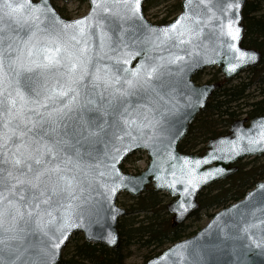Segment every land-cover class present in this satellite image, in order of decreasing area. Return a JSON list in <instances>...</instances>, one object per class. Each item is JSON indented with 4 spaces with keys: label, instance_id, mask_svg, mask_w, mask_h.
Returning a JSON list of instances; mask_svg holds the SVG:
<instances>
[{
    "label": "snow or ice",
    "instance_id": "6c2138e0",
    "mask_svg": "<svg viewBox=\"0 0 264 264\" xmlns=\"http://www.w3.org/2000/svg\"><path fill=\"white\" fill-rule=\"evenodd\" d=\"M141 4L142 0H93L91 17L68 22L46 2L36 5L31 0H0V20L6 16L28 29L25 36L9 33L6 37L0 27V264H17L18 261L20 264H52V257L69 231L78 226L79 217L73 218L77 207L74 193L81 180L76 173L87 176L92 170L93 165L86 157L97 151L98 138L104 134L107 125L106 120L97 124L98 117L90 116V113L115 117L112 128L116 130L123 121L129 128L141 131L151 127L155 132L160 121L150 120L147 116L137 120L129 112L127 98L151 90L164 99L157 88L169 86L165 95L170 97L169 103L175 100L171 93L177 82L161 81L165 72L171 73V69L164 67L163 57L149 63L141 60L135 69L121 66L117 69L121 75H116L108 65H103L106 71H102L98 62L92 66L89 30L98 20L99 10L116 14L117 9H123L121 18L139 21V27L154 37L153 46L157 41L164 44L172 39L184 43L181 38L191 32L187 14L168 27H149L143 22ZM216 7L221 12L238 9L239 0ZM208 12L212 13V8ZM213 18L214 14L208 17L209 20ZM225 19L226 24L217 25L220 34L230 37L231 41L238 40L239 26L232 17ZM62 37L76 43H69ZM105 37L106 33H101L102 49ZM120 43L124 44L123 41ZM124 48H127L126 44ZM229 48L239 53L238 63L245 62V57L249 56L234 43H230ZM131 55L128 52L126 58L117 56L116 59H122L123 65H128ZM182 59L176 55L167 63L175 64ZM236 67V64H230L232 70ZM202 97V91L192 89L186 102L195 106L202 102ZM261 127L264 129V125ZM168 131L162 129L160 134ZM126 134L131 135V132ZM248 143L249 147L243 151L254 150L253 146L264 148V131L257 139L249 138ZM122 150H128L127 146L125 149L113 148L111 162L117 160ZM195 163L198 165L199 161ZM112 167L114 169V163ZM193 173L194 169L187 174L186 183L190 188L184 189L189 196L200 183ZM208 175L205 173L201 179H207ZM102 186L107 194L115 193L118 187L115 184ZM56 209H60L59 217L53 215ZM241 219L243 223L237 225L239 230L251 238L255 229L259 238L253 243L257 247L264 246V208L260 216L253 211L247 219ZM33 231L41 232L47 242L26 246L9 243L24 241L26 234ZM28 248L36 251L21 260ZM6 255L13 259H6Z\"/></svg>",
    "mask_w": 264,
    "mask_h": 264
},
{
    "label": "water",
    "instance_id": "95a60500",
    "mask_svg": "<svg viewBox=\"0 0 264 264\" xmlns=\"http://www.w3.org/2000/svg\"><path fill=\"white\" fill-rule=\"evenodd\" d=\"M149 1L142 0L141 4L143 22L149 27H168L179 17L187 14L191 32L185 33L181 38L184 43L172 39L164 44L157 41L156 46H153L154 37L144 28L139 27V21L121 18L123 9H117L116 14L99 10L98 20L89 30L88 43L92 66L94 67L98 62L102 71H106L103 65H108L116 75H121L117 71L121 66L135 69L141 60L149 63L163 57L164 67L171 69V73L165 72L161 81L177 82L175 91L171 93L175 100L168 102L170 97L165 94L168 93L169 86L157 88V92L164 95V99L151 90L140 91L137 95L127 98L129 112L137 120L147 116L150 120L155 118L160 121L155 132L151 127L143 128L141 131L135 127L129 128L123 121L119 122V130H116L112 128L115 117L104 116L103 113L97 112L89 114L98 117L97 124H103L106 120L107 125L104 127V134L98 138L99 142L95 146L97 151L92 156L86 157L93 165L92 170L87 176L76 173L77 178L81 180V184L74 193L77 196L74 201L77 207L73 218L79 217L78 226L69 231L57 254L52 257V264L61 263L63 251L75 234H81L88 243L100 244L111 250L119 249L121 246L119 221L129 214L127 208L118 204L122 194L139 198L149 186L157 192L166 193L173 199L167 205V210L173 216V226H178L187 222L200 209L198 198L205 189L237 173L240 161L264 156V148L261 147L253 146L254 150L251 151L242 150L249 147V138L257 139L264 131L261 127L264 125V115L252 119L235 120L230 125L229 133L209 140L202 154H188L180 151V144L187 137L190 126L198 115L205 111L213 94L223 86L224 82L238 77L250 68L258 67L262 61L263 56L259 50L248 48L243 43L245 39L244 9L247 0H239L238 9H225L223 12L216 5L220 4L223 7L229 2L234 3L235 0H210V2L209 0H182L181 12L167 24H155L146 17L144 8ZM31 2L36 5L46 2L60 18L68 22L91 17L94 9L93 0H88L89 11L85 16L67 19L54 7L52 0H31ZM209 8H212V13L208 12ZM213 14L214 18L209 20L208 17ZM226 17H232L240 28L239 39L236 41H231L230 37L220 34L217 25L226 24ZM0 27L6 37L9 33L25 36L28 32L26 26L21 27L6 16L0 20ZM101 33H106L103 49ZM62 39L69 40L72 44L76 43L67 37ZM120 41H123L127 48H124V44ZM7 43L8 41L5 40V44ZM230 43H234L241 51L249 54L245 57V62L238 63L239 53L229 48ZM128 52L132 54L130 63L123 65V60L118 61L116 57L126 58L125 54ZM176 55L183 59L175 64L167 63ZM252 56L255 58L251 59ZM230 64L237 65L235 70L230 68ZM215 67L220 69L224 81L200 85L195 82L194 77L198 73ZM178 69L182 70L178 71ZM161 81H155V83L159 84ZM192 89L203 92L202 102L195 106H190L186 102ZM162 129L169 131L160 134ZM113 132H115L114 136ZM128 132H131V135L126 134ZM126 146L128 150L120 151L117 160L111 162L113 148L125 149ZM138 152H145L149 158L146 169L139 174L125 172L124 163ZM196 161H199L198 165ZM193 169V175L200 183L196 189H190L192 194L189 196L184 189L190 188L186 179L187 174ZM101 172L106 174L99 175ZM173 173H175L174 176ZM205 173L209 174L208 178L201 179ZM121 178H123L122 183ZM103 184L109 187L113 184L118 185L117 191L107 194ZM261 185H264V181L258 182L238 202L216 212L207 225L195 235L172 244L144 264H264V246L257 247L253 243L254 239L259 238L255 235L256 230H252L254 234L250 238L237 227L243 223L241 217L247 219L248 214L253 211L256 216L261 215V209L264 208V199H262L264 188H261ZM181 204H184L183 208ZM60 214V209L53 212L56 217ZM46 242L47 237L39 231H33L26 234L24 241L9 243H20L26 246ZM34 251L36 249L28 248L21 260L29 258V253ZM6 259H13V257L6 255ZM17 264L20 262L18 261Z\"/></svg>",
    "mask_w": 264,
    "mask_h": 264
},
{
    "label": "trees",
    "instance_id": "16d2710c",
    "mask_svg": "<svg viewBox=\"0 0 264 264\" xmlns=\"http://www.w3.org/2000/svg\"><path fill=\"white\" fill-rule=\"evenodd\" d=\"M75 0H64L70 3ZM85 3L88 0H78ZM170 1V0H167ZM54 7L66 17L64 8L53 1ZM167 16L157 21L164 24L170 16L181 11V0H174L168 5ZM149 6L145 7L148 13ZM245 39L244 45L254 48L262 53V61L258 67L245 71L247 78L241 75L231 81L225 82L211 97L205 111L199 114L190 126L188 136L180 144V151L188 154H202L209 140L228 134L230 125L241 116L246 115L252 119L264 115V0H247L244 9ZM220 72V71H218ZM198 75L194 80L198 83ZM241 79L240 81H237ZM216 78L208 82L215 81ZM236 81V82H235ZM239 171L227 180L217 182L205 189L199 196L200 209L191 216L190 224L173 226L172 215L167 210L166 194L148 187L139 198H132L129 214L119 221L121 246L111 250L100 244L85 241L83 236L77 234L63 252L60 264H125L124 249L133 245L150 249L156 252L148 255L145 262L157 256L167 246L194 235L191 229L196 223L209 219L221 208L241 200L245 194L264 180V157L241 161ZM125 172H129L126 165ZM70 246L73 247L70 253ZM144 262V263H145Z\"/></svg>",
    "mask_w": 264,
    "mask_h": 264
},
{
    "label": "rangeland",
    "instance_id": "374dc122",
    "mask_svg": "<svg viewBox=\"0 0 264 264\" xmlns=\"http://www.w3.org/2000/svg\"><path fill=\"white\" fill-rule=\"evenodd\" d=\"M52 1H55L60 7H63L64 12L67 14V16L70 19H75V18L85 16L89 11L88 1L85 3H81L78 0H75V1L67 3V4L64 3V0H52ZM172 1H174V0H170V1L152 0L151 2H149L147 4L149 6V10H148V13L146 12L149 20L156 23L157 21L161 20L163 17L167 16V10L169 11L168 5ZM175 17H176V14L173 16H170L167 19V22H170ZM218 71H219L218 68H213V69H207V70L201 72L198 76V84L208 83V81L212 80L213 78H216V81L222 80V78H223L222 74ZM241 77H242V79H246L247 73H245V72L242 73ZM240 80L241 79H238L237 81H240ZM242 117H246V116L244 115ZM246 160H250V159L248 158ZM148 162H149V158H148L146 153H137V154L131 156L128 159V161L125 163V165L129 169V173L137 174V173H140L146 169ZM170 201H171V198L168 197L167 198V204ZM118 202H119L120 206L125 207V208H129L130 203H132L133 201L131 200V196H129L128 194H122L119 197ZM202 218H203V220L200 221L199 223H196L195 226L191 229V231L193 233H195L198 230L205 227L210 220L205 215L202 216ZM192 222H193V219L188 220L186 222V224L188 225ZM79 235H81V234H79ZM75 237H77V236L74 235L70 241V243H72V245L74 244L73 240ZM69 248H70V253H71L73 250V247L70 246ZM124 252H125V256H126L125 264H144L145 258L148 255H153L158 251H156L154 253V252H150V249L142 248L139 245H133L131 247L125 248Z\"/></svg>",
    "mask_w": 264,
    "mask_h": 264
}]
</instances>
